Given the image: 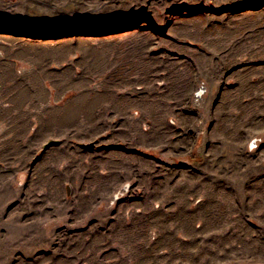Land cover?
Returning <instances> with one entry per match:
<instances>
[{
    "label": "rangeland",
    "instance_id": "obj_1",
    "mask_svg": "<svg viewBox=\"0 0 264 264\" xmlns=\"http://www.w3.org/2000/svg\"><path fill=\"white\" fill-rule=\"evenodd\" d=\"M0 264H264V0H0Z\"/></svg>",
    "mask_w": 264,
    "mask_h": 264
},
{
    "label": "water",
    "instance_id": "obj_2",
    "mask_svg": "<svg viewBox=\"0 0 264 264\" xmlns=\"http://www.w3.org/2000/svg\"><path fill=\"white\" fill-rule=\"evenodd\" d=\"M56 143L55 142H50V144H47L45 146V148H48L50 146H54ZM80 147L85 149V150H102V149H113V148H117V146L115 145H98L97 142H90V143H85V144H80Z\"/></svg>",
    "mask_w": 264,
    "mask_h": 264
},
{
    "label": "built area",
    "instance_id": "obj_3",
    "mask_svg": "<svg viewBox=\"0 0 264 264\" xmlns=\"http://www.w3.org/2000/svg\"><path fill=\"white\" fill-rule=\"evenodd\" d=\"M202 91V90H201ZM201 92H199L198 94H200ZM118 196V195H117Z\"/></svg>",
    "mask_w": 264,
    "mask_h": 264
}]
</instances>
